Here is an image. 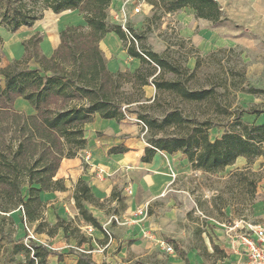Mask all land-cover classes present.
<instances>
[{"label":"trees","instance_id":"16d2710c","mask_svg":"<svg viewBox=\"0 0 264 264\" xmlns=\"http://www.w3.org/2000/svg\"><path fill=\"white\" fill-rule=\"evenodd\" d=\"M145 1L168 13L190 7L199 19L214 23L223 20L218 0ZM112 2L0 0V25L10 32L33 26L47 10L55 13L77 11L84 18V23L67 25L61 30L60 43L51 56L43 52V36L37 32L23 41L25 53L21 58L0 68L5 81L4 85L0 84V212L21 209L26 221L38 222L37 233L54 236L61 227L67 235L72 233L71 222L59 218L52 225L47 221V204L41 199V192L66 189L64 181L56 178V175L64 158L75 157L86 146L87 123L92 122L96 115L123 120L131 112L130 106L140 101L124 98L129 74L142 87L152 83L157 91L174 92L189 101L200 102L216 95L215 88L189 89L180 79H164L162 76L165 72L181 75L182 71L189 69L181 68L145 44L138 46L136 43L140 36L129 29L134 37L130 38L121 25L115 32L128 54L140 59L141 64L132 73L111 71L100 43L107 33ZM2 43L0 36V45ZM32 60L39 66L32 67ZM199 63L198 59L197 67ZM249 92L263 93L264 90L251 88ZM18 97L26 99L34 113L17 109L15 101ZM243 112L259 116L264 110L254 108ZM183 120L182 114L175 110L157 124L176 125ZM212 126L210 120H205L187 134L153 138L145 150L143 161H151L158 150L169 153L181 151L195 169L217 172L233 165L240 156L245 157L248 164L264 158V122L247 123L239 114L231 128L213 140L208 134ZM127 150L125 146L111 149L112 152ZM262 167L264 169V165ZM263 177L260 174V179ZM75 201L84 219L101 227L83 204V201H95V197L90 186L82 179L76 186ZM23 249L28 255L33 250L38 264L47 263L50 253L47 248L34 244ZM77 264L97 263L89 254L83 253Z\"/></svg>","mask_w":264,"mask_h":264},{"label":"rangeland","instance_id":"374dc122","mask_svg":"<svg viewBox=\"0 0 264 264\" xmlns=\"http://www.w3.org/2000/svg\"><path fill=\"white\" fill-rule=\"evenodd\" d=\"M218 1L223 11V20L218 23L197 18L194 16L195 11L190 7L174 13L155 7L149 9L145 0H116L115 16L111 14L109 17L111 7L109 9L107 20L109 30L119 25L125 31L134 30V33L140 36L137 38L138 46L145 44L181 68L189 69L182 71L181 75L165 72L162 76L164 79H180L189 89L216 90V95L210 99L200 102L189 101L174 92L157 91L152 83L142 87L140 82L129 74L126 77L124 98L140 101L130 106L131 112L128 114L138 119L141 126L140 121L147 125V130L145 131L143 127L142 130L148 146L151 145L153 138L187 134L199 122L205 120L213 123L212 128L208 130L210 139L213 140L229 130L239 114L243 121L255 122V118L257 119L255 114L243 110L251 111L254 108L264 110V92H249L251 88L264 90V0ZM136 8L140 11L137 12ZM193 19L199 22L194 38L190 37L186 28L191 26ZM73 23H84V19L76 11L57 14L47 11L32 27L8 32L0 26V35L3 38L0 45V68L21 57L19 51L22 41L33 33L40 32L43 37H47ZM206 26L229 39L237 40L242 37L243 43L238 46H218L208 52L201 47L204 38L207 37L204 30ZM45 44L50 45L49 39ZM115 57L118 59L119 55ZM198 59L200 63L197 67ZM30 64L33 67L37 65L34 61ZM121 72L134 71L128 63ZM4 83V76L0 73V84ZM175 110L182 114L183 122L176 125L157 124ZM263 160L261 157L248 164L247 159L246 161L237 159L233 165L217 172L195 169L189 164V170L181 175L179 186L188 190L190 198V203L186 204L188 207L185 215L191 221V231L185 244L188 248L192 245L201 247L205 259L203 264H216L220 257L218 241L220 235L224 234V224L231 223L237 218L252 220L257 201L258 204L264 202V179H260V174L264 175ZM13 216L17 218V212L12 215L11 212H0V264H38L33 256V250L28 255L23 249L24 246L30 247L34 244L47 248L52 258H55V264L61 260L65 261L64 252L75 254L78 251L70 246V238H83L75 220H66L71 222L72 233L68 236L67 245L62 251L57 248L50 249L48 245H53L50 239L37 234L38 222L26 221L23 216L22 221L16 223ZM113 221L117 222L115 218ZM54 240H57V237ZM208 240L213 246L212 252L204 247ZM61 241L64 242V238ZM168 242L173 247V252L177 251L185 257L186 250L181 244L171 240ZM164 250L165 252L153 250L139 260L149 264H168L166 255L170 252ZM68 258H71L70 255ZM67 264H71V261L68 260Z\"/></svg>","mask_w":264,"mask_h":264},{"label":"crops","instance_id":"0c3cea01","mask_svg":"<svg viewBox=\"0 0 264 264\" xmlns=\"http://www.w3.org/2000/svg\"><path fill=\"white\" fill-rule=\"evenodd\" d=\"M115 2L116 0L111 7L109 17L111 14L113 16L116 14ZM147 5L149 9L154 7L148 2ZM78 15L82 16L79 13ZM198 24L199 22L193 19L191 26L186 27L190 37H195ZM115 29L109 30L107 27V33L100 43L107 58L108 67L111 71L117 72L130 63L131 69L135 71L141 64L140 59L130 56L127 50L123 49V41ZM204 30L207 37L204 38L201 47L208 52L218 46H238L243 43L242 37L237 40L229 39L208 26ZM60 32L43 37L41 48L47 56H51L58 47ZM47 39L50 45L45 44ZM253 40L255 41V38ZM23 41L19 51L21 57L25 53ZM117 54L118 59L115 57ZM34 62L37 64L35 67H38L39 64ZM15 107L28 113H34L31 104L22 97L16 99ZM263 114L255 115L257 123L264 122ZM138 121L130 114L120 121L96 115L92 122L85 125L86 146L81 148L75 157L64 158L57 172L56 178L64 181L66 189L41 192V199L47 204L45 211L47 221L54 225L59 218L73 219L83 234L81 243L78 242V238H70V246L78 251L75 254L64 252L65 261L61 260L56 263L67 264L70 260L71 264H77L79 255L87 253L97 264H149L139 259L153 250L165 252L160 240L176 241L186 250L185 257L177 251L168 253L166 255L168 264H203L205 262L200 246L192 245L188 248L185 244L191 231V221L185 215L186 207H188L186 204L190 203V198H188V190L185 187L180 188L179 185L181 175L189 170L188 165L191 162L181 151L169 153L161 150L155 153L151 161H143L148 144ZM116 146H125L128 150L112 152L111 149ZM88 152L91 158L86 161L85 155ZM238 159L246 161L243 156ZM80 179L90 186L95 197V201H83V204L101 227H96L85 220L76 205L75 190ZM255 207L252 220L264 225V202L258 204L257 201ZM139 208H146L147 216H136L135 213ZM14 212H17V218L13 216L15 222H21L24 212L18 209L11 212V215ZM113 218L117 222L113 221ZM89 225L94 227L92 233L86 229ZM37 234L50 239L53 244L48 245L50 249L57 248L62 251L70 235V233L67 235L62 227L54 236H49L44 232ZM55 237L57 240H54ZM63 238L64 242L61 241ZM218 245L220 257L216 264H247L246 260L230 250L224 234L220 235ZM204 247L209 252L213 251L209 240L204 243ZM68 255L71 258H68ZM48 256L47 264H55L52 254Z\"/></svg>","mask_w":264,"mask_h":264},{"label":"built area","instance_id":"2783aa9c","mask_svg":"<svg viewBox=\"0 0 264 264\" xmlns=\"http://www.w3.org/2000/svg\"><path fill=\"white\" fill-rule=\"evenodd\" d=\"M139 12L140 9L136 8ZM126 29V28H125ZM129 36L134 38L131 32L126 29ZM143 129L147 130V125L140 121ZM91 158L90 152L86 153L85 160ZM136 216H147L146 208H139ZM224 236L229 244L230 250L238 255L247 264H264V225L246 218H237L231 223L224 224ZM87 231L92 233L94 227L87 226ZM160 244L169 252H173V247L164 240L159 241Z\"/></svg>","mask_w":264,"mask_h":264}]
</instances>
